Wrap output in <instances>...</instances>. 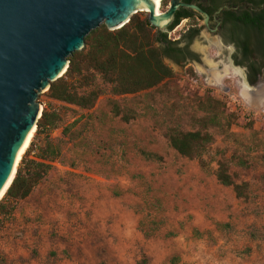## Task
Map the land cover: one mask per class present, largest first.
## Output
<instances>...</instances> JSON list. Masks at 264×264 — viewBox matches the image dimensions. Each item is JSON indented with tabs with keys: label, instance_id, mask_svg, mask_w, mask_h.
Wrapping results in <instances>:
<instances>
[{
	"label": "rangeland",
	"instance_id": "rangeland-1",
	"mask_svg": "<svg viewBox=\"0 0 264 264\" xmlns=\"http://www.w3.org/2000/svg\"><path fill=\"white\" fill-rule=\"evenodd\" d=\"M159 10L166 11L161 4ZM135 16L148 20L143 12ZM203 24L194 19L182 21L170 32L160 31L173 41L179 40L190 25H196L198 33L190 49L197 59L181 66L164 60L173 76L156 89L113 97L97 77L95 85L103 93L91 111L55 107L61 118L52 138L60 147L58 160L62 166L87 176L56 173L55 180L63 182L66 191H74L73 212L52 224L42 219L30 221L32 227L16 232L13 241L23 242L33 254L40 253L46 240L53 241L51 250L59 254L82 252L89 247L104 254L115 245L111 234L114 222L123 241L119 264H145V258L149 264L151 260L152 264H168L182 240L192 235H212L206 228L192 230V222L202 220L207 226L224 220L233 191L216 182L218 163L226 165L234 183L249 188L243 208L248 223L241 233L252 236L259 230L258 234L264 236V227H255L257 216L264 212V102L254 106L242 96L244 80L235 69L244 74L245 69L232 64L230 48L220 47L217 37L209 34ZM206 60L215 64L222 78H214L215 70ZM224 68H228L226 74ZM259 84L264 86V76ZM45 94L43 90L36 99L41 110L47 105ZM212 100L219 103L222 127L205 130L212 142L198 159L180 157L170 147L169 136L199 130L198 122L209 116ZM79 118L80 122L63 136V129ZM230 119L234 122L227 128L225 123ZM40 142L41 138H36L34 146ZM241 162L246 165L241 166ZM96 178L104 181L100 188L103 199L117 207L113 217L97 216L100 191L90 183ZM73 179L80 180V187L70 188ZM145 236L152 240L148 244L152 259L144 251ZM4 256L14 259L10 251Z\"/></svg>",
	"mask_w": 264,
	"mask_h": 264
},
{
	"label": "trees",
	"instance_id": "trees-1",
	"mask_svg": "<svg viewBox=\"0 0 264 264\" xmlns=\"http://www.w3.org/2000/svg\"><path fill=\"white\" fill-rule=\"evenodd\" d=\"M166 3L167 0H163L161 6L164 7ZM180 20L177 14L166 31H171ZM197 33L195 30L194 34ZM176 44L177 42L167 40V33H156L147 20H141L135 15L119 30L108 31L101 25L89 32L84 38L83 48L68 57L66 73L49 85L45 94L49 102L44 106L36 124L33 140L0 200V213L5 220L13 213L15 204L27 198L51 170L52 166L43 162H53L60 156V147L53 142L50 133L58 130L61 118L56 106L51 102L63 105L59 107L91 111L103 93L102 89L95 85L97 77L104 86L109 87V94L113 97L156 89L173 76L171 69L164 64L163 46ZM254 82L255 77L249 81L250 84ZM208 106L210 114L198 122L199 130L188 133L174 132L169 136L170 147L180 157L188 160L198 159L206 150V146L212 142V136L205 130L208 127H222L219 103L212 100ZM80 118L63 129V136L80 122ZM233 122L234 120L230 119L225 126L229 128ZM36 138H41L38 147L33 143ZM245 165L241 162V166ZM217 166L216 182L222 187L232 188L237 198L245 197L247 184L234 183L226 165L218 163Z\"/></svg>",
	"mask_w": 264,
	"mask_h": 264
},
{
	"label": "water",
	"instance_id": "water-1",
	"mask_svg": "<svg viewBox=\"0 0 264 264\" xmlns=\"http://www.w3.org/2000/svg\"><path fill=\"white\" fill-rule=\"evenodd\" d=\"M153 1L0 0V192L13 180L17 153L41 117L38 94L66 73L68 57L83 48L89 32L101 24L119 30L145 6L157 33L168 28L179 7L200 13L205 25L209 20L180 0H171L156 17Z\"/></svg>",
	"mask_w": 264,
	"mask_h": 264
},
{
	"label": "crops",
	"instance_id": "crops-1",
	"mask_svg": "<svg viewBox=\"0 0 264 264\" xmlns=\"http://www.w3.org/2000/svg\"><path fill=\"white\" fill-rule=\"evenodd\" d=\"M69 108L79 111L73 107ZM30 158H33L32 155ZM50 166L52 167L47 176L33 188L27 198L15 204V209L7 220L0 213V264H119L123 241H121L114 222L111 226V234L115 245L107 248L104 254L102 250L91 247L82 252L64 251L59 254V252L51 250L53 244L51 240H46L42 244L40 253L33 254L31 251H27L23 242L13 241L16 232H22L21 229L32 227L30 221L42 219L44 222L52 224L73 212L74 207L71 204H75L72 198L74 191L72 189L66 191L63 182H58L54 177L56 173L59 175L70 173L83 177L87 174L75 168L62 166L59 161ZM78 181L73 179V187L70 184V188L80 187L81 183ZM90 183L94 185L95 190L100 191L98 192L101 196L99 199L101 202L97 207L98 218L104 219L110 216L109 214H112L113 217V212H116L117 207L113 202L103 199L104 192L100 188L104 181L96 178ZM248 191L247 187L245 197L241 198H237L233 191V199L230 205L225 207L224 220L221 222L216 224L215 221L214 225L208 223L207 226H204L205 222L202 220L192 222V230L202 231L206 228L212 235L210 237L192 235L187 241L182 240L178 246L177 254L168 259V264H264V236L260 235L261 233L258 234L259 230L252 236L241 233L248 223L243 211L244 202L248 199ZM104 204L107 205L104 206ZM257 218L255 227L262 229L264 227V212H261ZM103 228L104 224H101V229ZM151 241L150 236H145L147 245L144 251L148 252L146 255L149 254L150 259H152V251L148 244ZM228 243L230 244L227 245ZM8 251L14 256L13 260L4 256V252ZM145 264H149L147 258H145ZM150 264H152V260Z\"/></svg>",
	"mask_w": 264,
	"mask_h": 264
},
{
	"label": "flooded vegetation",
	"instance_id": "flooded-vegetation-1",
	"mask_svg": "<svg viewBox=\"0 0 264 264\" xmlns=\"http://www.w3.org/2000/svg\"><path fill=\"white\" fill-rule=\"evenodd\" d=\"M180 2L195 5L207 14L209 20L207 25L203 24V28L213 37H217L220 47L230 48L232 64L245 69L244 82L250 92L255 91L253 87L258 89L261 84L258 86L257 84L264 76V0H180ZM170 3L171 0H168L163 8L167 9ZM177 14L181 20L172 30L182 21L187 23L194 19L203 21L200 13L183 7L177 9L173 20ZM195 30L198 31L196 25H190L182 32L179 40L167 39L177 44L163 46L165 53L163 61L166 60L175 66L194 62L197 58L190 49V43L196 35ZM254 77L255 82L250 84L249 81Z\"/></svg>",
	"mask_w": 264,
	"mask_h": 264
},
{
	"label": "bare ground",
	"instance_id": "bare-ground-1",
	"mask_svg": "<svg viewBox=\"0 0 264 264\" xmlns=\"http://www.w3.org/2000/svg\"><path fill=\"white\" fill-rule=\"evenodd\" d=\"M163 0H154L152 3L155 5V16L158 17L161 15V12L159 10V7H160V4ZM136 12H143V13H146L148 12L147 11V7H143L141 9H138V11ZM160 25H163L164 22L162 23H159ZM206 64L208 66H210L211 68H214V70L216 69V66L215 64L211 61V60H206ZM235 69V68H234ZM237 71V73H239L243 80H244V74L242 72L241 69H235ZM224 74H226L228 72V68H224ZM214 78L216 79H220L222 78V74L218 73L216 70L214 72ZM242 96L247 99L249 101V103L251 105H254V106H259L260 104H262L264 102V86H260L257 90L253 91V92H250L249 90V87L246 85V83L244 82V85H243V90H242ZM40 111H41V107L39 108ZM35 127L32 128V130L27 134L21 148L19 149L18 153H17V157H16V160H15V166L19 164L22 156L24 155V153L26 152V150L28 149L33 137H34V134H35ZM12 180V177L11 179H9V181L6 183V185L3 187V189L1 190L0 192V200L3 198L7 188L10 186L11 184V181Z\"/></svg>",
	"mask_w": 264,
	"mask_h": 264
},
{
	"label": "built area",
	"instance_id": "built-area-1",
	"mask_svg": "<svg viewBox=\"0 0 264 264\" xmlns=\"http://www.w3.org/2000/svg\"><path fill=\"white\" fill-rule=\"evenodd\" d=\"M47 102H49V101L47 100ZM51 103H52L53 105L57 106V107H59V106H63L61 103H57V102H51ZM42 105L44 106V104H42ZM54 133H57V130L52 131V132L50 133V137L53 136ZM58 161H59V160H55V161H53V162L44 161L43 163L48 164V165H53V164L57 163Z\"/></svg>",
	"mask_w": 264,
	"mask_h": 264
}]
</instances>
